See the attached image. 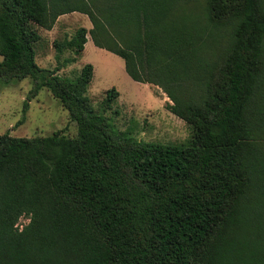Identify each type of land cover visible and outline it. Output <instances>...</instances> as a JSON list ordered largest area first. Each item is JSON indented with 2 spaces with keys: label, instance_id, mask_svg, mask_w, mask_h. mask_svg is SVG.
Listing matches in <instances>:
<instances>
[{
  "label": "trees",
  "instance_id": "trees-1",
  "mask_svg": "<svg viewBox=\"0 0 264 264\" xmlns=\"http://www.w3.org/2000/svg\"><path fill=\"white\" fill-rule=\"evenodd\" d=\"M73 12L92 27L40 67L39 29ZM88 34L167 94L186 144L119 129L120 92L96 108L91 63L58 74ZM0 56V80L32 77L78 125L0 135V264H264V0H0Z\"/></svg>",
  "mask_w": 264,
  "mask_h": 264
},
{
  "label": "rangeland",
  "instance_id": "rangeland-1",
  "mask_svg": "<svg viewBox=\"0 0 264 264\" xmlns=\"http://www.w3.org/2000/svg\"><path fill=\"white\" fill-rule=\"evenodd\" d=\"M61 18L56 39L71 38L80 27H92L91 20L84 13H68ZM51 41L41 40L37 49L36 62L45 69H55L59 64ZM70 56L72 53L66 52L61 62ZM88 63L94 66L88 95L96 108L100 106L106 90L116 87L120 92L113 109L106 113L119 129L130 131L141 142L187 143L191 128L168 109L167 104L171 101L167 94L159 86L135 81L127 73L121 56L90 43L78 56L77 62L66 65L58 74L74 76ZM60 131L76 136L78 125L47 86L37 88L36 81L30 76L0 80V135L30 138ZM28 222L27 217H22L19 226L23 227Z\"/></svg>",
  "mask_w": 264,
  "mask_h": 264
},
{
  "label": "crops",
  "instance_id": "crops-1",
  "mask_svg": "<svg viewBox=\"0 0 264 264\" xmlns=\"http://www.w3.org/2000/svg\"><path fill=\"white\" fill-rule=\"evenodd\" d=\"M63 16V15H62ZM62 16H60L59 18H58V20H57V22H56V24H55V26L51 29V30H47V29H41V31H40V34L42 35V41H43V39H44V41L46 40V41H49V39H51L52 41H51V45H53V42H54V40L56 39L55 37V35L57 34V32L59 31V29H60V23H59V21H61V17ZM61 28H62V30H63V25H61ZM91 27H89V28H87V29H90ZM90 43H93L94 45H95V43H94V41H93V39L91 38V36L88 34V36H87V42H86V44H85V49H86V47H87V45H89ZM84 49V50H85ZM84 52V51H83ZM148 84V83H147Z\"/></svg>",
  "mask_w": 264,
  "mask_h": 264
}]
</instances>
